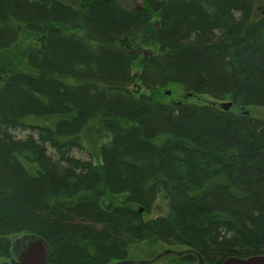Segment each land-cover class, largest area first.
Instances as JSON below:
<instances>
[{
	"label": "trees",
	"instance_id": "1",
	"mask_svg": "<svg viewBox=\"0 0 264 264\" xmlns=\"http://www.w3.org/2000/svg\"><path fill=\"white\" fill-rule=\"evenodd\" d=\"M127 1L0 0L3 264L24 234L49 264L264 254V0Z\"/></svg>",
	"mask_w": 264,
	"mask_h": 264
},
{
	"label": "water",
	"instance_id": "2",
	"mask_svg": "<svg viewBox=\"0 0 264 264\" xmlns=\"http://www.w3.org/2000/svg\"><path fill=\"white\" fill-rule=\"evenodd\" d=\"M169 94V91H166ZM219 106L223 110L229 109L231 102H221ZM141 211V209H140ZM11 255L16 264H49L47 262V255L49 253V246L44 239L34 234H24L14 238L11 242L10 248ZM187 253H194L190 249L174 250L165 249L154 258L146 261H118L111 264H152L164 256H182ZM196 254V253H194ZM198 263L203 264V259L196 254ZM3 264V263H0ZM222 264H264V254L252 255L246 258L240 257H227L223 260Z\"/></svg>",
	"mask_w": 264,
	"mask_h": 264
},
{
	"label": "rangeland",
	"instance_id": "3",
	"mask_svg": "<svg viewBox=\"0 0 264 264\" xmlns=\"http://www.w3.org/2000/svg\"><path fill=\"white\" fill-rule=\"evenodd\" d=\"M128 3H135V4H139L138 1L136 0H128ZM28 41L29 40H25ZM24 41V42H25ZM133 71H138L139 70V65L137 63L134 64L133 66ZM169 91V94H166V91ZM165 91L162 95V98L164 99V101H171V100H178L181 99L183 97V91L179 86L176 85H169L168 87L164 88ZM250 114L254 117H263L264 118V108H260V107H253V110L250 111ZM84 157V155H83ZM157 207L155 208L158 212L159 210L161 211L164 208V200H162L161 197H159L158 201H157ZM12 239H14L12 237ZM165 249H178V248H172L169 247L159 241H147V242H142L139 244H133L131 246H129L128 248V257L127 260L128 261H146V260H150L152 258H154L156 255H158L159 253H161L162 251H164ZM169 259L168 258H162L158 261H156L155 263L152 264H168ZM2 259L0 258V263H2ZM4 263V262H3Z\"/></svg>",
	"mask_w": 264,
	"mask_h": 264
},
{
	"label": "flooded vegetation",
	"instance_id": "4",
	"mask_svg": "<svg viewBox=\"0 0 264 264\" xmlns=\"http://www.w3.org/2000/svg\"><path fill=\"white\" fill-rule=\"evenodd\" d=\"M3 263V262H2ZM5 263V262H4ZM8 263V262H7ZM9 264H10V262H9Z\"/></svg>",
	"mask_w": 264,
	"mask_h": 264
},
{
	"label": "bare ground",
	"instance_id": "5",
	"mask_svg": "<svg viewBox=\"0 0 264 264\" xmlns=\"http://www.w3.org/2000/svg\"><path fill=\"white\" fill-rule=\"evenodd\" d=\"M197 254V253H196Z\"/></svg>",
	"mask_w": 264,
	"mask_h": 264
}]
</instances>
